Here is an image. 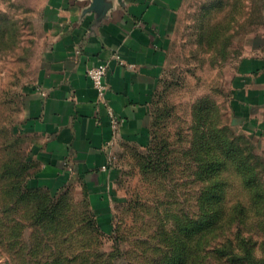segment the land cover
Instances as JSON below:
<instances>
[{"label":"rangeland","instance_id":"1","mask_svg":"<svg viewBox=\"0 0 264 264\" xmlns=\"http://www.w3.org/2000/svg\"><path fill=\"white\" fill-rule=\"evenodd\" d=\"M208 1L186 3L155 102L150 141L115 150L110 203L104 204L75 186L53 200L42 189H23L27 143L13 128L49 42L43 0H0V264H155L168 254L170 241L185 233L197 264H239L226 252L240 254L243 247L263 264L264 164H256L251 151L264 156L253 141L248 149L238 139L230 157H216L220 164L213 174L193 158L215 153V145L198 140L202 131L217 135L226 125L230 140L247 137L229 121L226 86L230 64L257 22L258 0H211L222 2L223 10L209 24L228 27L229 41L220 52V42L216 51L205 40L198 46ZM203 100L212 103L211 114L201 112ZM28 187L38 185L30 180ZM42 210L44 217L38 216Z\"/></svg>","mask_w":264,"mask_h":264},{"label":"crops","instance_id":"2","mask_svg":"<svg viewBox=\"0 0 264 264\" xmlns=\"http://www.w3.org/2000/svg\"><path fill=\"white\" fill-rule=\"evenodd\" d=\"M188 1L43 0L49 44L13 128L27 143L34 183L53 192L75 186L110 203L113 153L150 141L153 102ZM258 5L254 30L230 64L225 106L264 156V0ZM101 63L107 91L98 99L86 72Z\"/></svg>","mask_w":264,"mask_h":264},{"label":"trees","instance_id":"3","mask_svg":"<svg viewBox=\"0 0 264 264\" xmlns=\"http://www.w3.org/2000/svg\"><path fill=\"white\" fill-rule=\"evenodd\" d=\"M222 10H223L222 2L212 3V4L207 3L206 5L202 7V13L200 17V19L202 18V21H200V25H199V35L200 36L198 35L199 36L198 46H202L201 42L205 40L209 49L213 51L214 50L216 51V48L213 49V46H215L216 43L218 42H220V45L222 44L221 47L218 49L219 52L226 49L229 39L224 38V34L226 33V29H228V27H226L224 24H221V22H218L212 25L209 24V18L212 17L215 13L221 12ZM225 43H226V46H225ZM162 81L163 79L161 80V83ZM161 83H160V87H161ZM157 96H158V93H157ZM157 96H156V99H157ZM156 99L153 102V106L151 110V115H152L151 131H152V128L155 122L154 106H155ZM201 105H202L201 107L202 113L212 112L211 107H213V105L209 100L202 102ZM208 114H211V113H208ZM232 134L233 133L230 130L229 126H226V125L217 135H213L210 131H208V134L205 136L204 131H202L200 135L198 136L199 137L198 140L202 141V144H204L205 146L215 145V149H214L215 153L214 154L210 153L206 157L207 159H202L200 155H195V154L193 155V158L198 163L203 162V164L205 163L206 165H208L207 169H209L211 174L215 173L217 165L220 164V161H218L216 157L223 156L225 159L227 157H230L232 151L235 148L236 141L238 139L241 140V142L245 146H248L247 147L248 149H251L252 147V140L249 137H245L242 135L233 141V140H230L233 137ZM251 157L255 160L256 164H262V163L264 164V158L253 155L252 151H251ZM248 162L250 161H248L245 157H243L241 164L245 165L248 168ZM19 166H21V164ZM32 168H33L32 163L25 157L24 163L21 166L20 170L23 172L25 171V176L23 177L24 179H23L22 184L24 183L23 189H25L27 193L36 192L42 189L49 195V199L53 200L54 198L58 197L57 196L58 194H61V192L64 191L62 190V191L53 193L47 188L46 189L41 188L40 185H38V187L29 188L28 182L32 179ZM246 171H248V169ZM215 177L216 176H214V178ZM25 178L27 179L26 181H25ZM18 186L21 189V186L20 185ZM44 210L39 212L38 216L44 217L43 215L45 213ZM183 225L184 224L182 223L180 224L179 227L186 228L185 226L187 225H184V226ZM190 239H191L190 237H187V233H185V234L179 235L173 241H170V245L168 244V250H167L168 254L161 261L159 262L156 261L155 264H197L199 262V259L190 258V252H189ZM238 245L239 247L242 246L240 243ZM197 247H198V242L195 241L194 251L197 249ZM239 251L241 252L240 254L242 255L233 253V252H232L233 253L232 255L229 251V252H226L227 257L228 256L233 257L236 260V262L239 264H256L258 262L254 260V256H251V253L249 252L248 247L247 248L243 247L242 249H239ZM217 258L219 259V255L217 256ZM223 262L224 264H226V261H223ZM228 262L229 261H227V264ZM263 264H264V259H263Z\"/></svg>","mask_w":264,"mask_h":264},{"label":"built area","instance_id":"4","mask_svg":"<svg viewBox=\"0 0 264 264\" xmlns=\"http://www.w3.org/2000/svg\"><path fill=\"white\" fill-rule=\"evenodd\" d=\"M106 71V64L101 63L90 67L86 72L88 79L90 80L93 88L96 91L98 99H102L107 91V86L105 84ZM108 116L112 126L115 127L119 124L117 117L113 114L111 110L108 111Z\"/></svg>","mask_w":264,"mask_h":264},{"label":"water","instance_id":"5","mask_svg":"<svg viewBox=\"0 0 264 264\" xmlns=\"http://www.w3.org/2000/svg\"><path fill=\"white\" fill-rule=\"evenodd\" d=\"M93 4H94V5H97L98 3H97V2H94ZM97 7H98V6H97Z\"/></svg>","mask_w":264,"mask_h":264}]
</instances>
